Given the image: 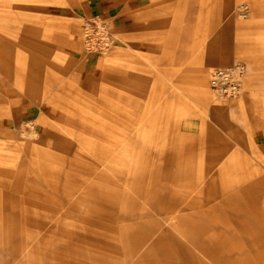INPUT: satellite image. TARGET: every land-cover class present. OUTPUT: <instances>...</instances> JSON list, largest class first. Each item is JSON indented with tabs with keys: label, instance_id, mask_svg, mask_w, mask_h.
Returning <instances> with one entry per match:
<instances>
[{
	"label": "rangeland",
	"instance_id": "1",
	"mask_svg": "<svg viewBox=\"0 0 264 264\" xmlns=\"http://www.w3.org/2000/svg\"><path fill=\"white\" fill-rule=\"evenodd\" d=\"M96 1L0 0V264H263L264 0Z\"/></svg>",
	"mask_w": 264,
	"mask_h": 264
},
{
	"label": "built area",
	"instance_id": "2",
	"mask_svg": "<svg viewBox=\"0 0 264 264\" xmlns=\"http://www.w3.org/2000/svg\"><path fill=\"white\" fill-rule=\"evenodd\" d=\"M94 28L86 26L84 30V40L87 46L95 48H107L109 38L103 28L97 30L100 37L95 41L93 37ZM89 44V45H88ZM88 48V49H89ZM247 76V65L243 60H235L229 65L214 66L209 71L208 87L214 100H224L237 98L242 91L244 79Z\"/></svg>",
	"mask_w": 264,
	"mask_h": 264
},
{
	"label": "crops",
	"instance_id": "3",
	"mask_svg": "<svg viewBox=\"0 0 264 264\" xmlns=\"http://www.w3.org/2000/svg\"><path fill=\"white\" fill-rule=\"evenodd\" d=\"M141 5H143L141 0H98L94 2V4L89 6L86 5V7L83 8V12L90 13V15L98 14L106 18V20L111 19L112 25L115 26L116 30L121 35L126 29L130 28V24L135 20L137 8ZM136 25L137 23L134 22L133 28Z\"/></svg>",
	"mask_w": 264,
	"mask_h": 264
},
{
	"label": "bare ground",
	"instance_id": "4",
	"mask_svg": "<svg viewBox=\"0 0 264 264\" xmlns=\"http://www.w3.org/2000/svg\"><path fill=\"white\" fill-rule=\"evenodd\" d=\"M215 193V192H214ZM233 195H235V192H233V191H230V192H228V199H230L231 201L230 202H232V198H233ZM211 197H214V194H213V196H211ZM234 208V210H236V211H238V212H240L241 210H242V206L240 205V204H238L237 206H233ZM246 219V218H245ZM261 263H263L264 264V259L263 260H261Z\"/></svg>",
	"mask_w": 264,
	"mask_h": 264
}]
</instances>
